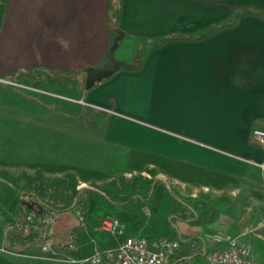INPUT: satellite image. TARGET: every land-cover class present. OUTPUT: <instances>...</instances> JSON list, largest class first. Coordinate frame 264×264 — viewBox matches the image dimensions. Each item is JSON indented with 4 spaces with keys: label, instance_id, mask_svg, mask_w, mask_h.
<instances>
[{
    "label": "crops",
    "instance_id": "1",
    "mask_svg": "<svg viewBox=\"0 0 264 264\" xmlns=\"http://www.w3.org/2000/svg\"><path fill=\"white\" fill-rule=\"evenodd\" d=\"M219 26L225 28L205 36ZM120 32L121 43L149 45L142 57L121 59L137 58L140 67L121 70L87 91L85 70L106 62ZM55 74L62 79L54 80ZM0 80L43 92L60 85L78 94L64 100L82 113L105 114L109 122L98 131L100 142L126 153L130 165L140 152L235 180L219 189L197 180L183 184L163 171L176 184L157 178L141 209L131 200L110 212L107 202L86 206L75 199L69 213L84 207L81 230L68 231L56 254L25 257L29 264H73L64 255L70 232L83 245L78 254L116 249L122 238L100 225L110 216L122 223L126 236L179 241L170 264H208L216 234L247 243L248 226L261 223L254 208H264V146L255 144L253 130L264 129V0H0ZM8 174L0 170V182L7 183ZM185 193L189 200L182 198ZM178 203L189 218L173 213ZM146 208L150 217L142 212ZM21 242L14 239L10 250Z\"/></svg>",
    "mask_w": 264,
    "mask_h": 264
},
{
    "label": "rangeland",
    "instance_id": "2",
    "mask_svg": "<svg viewBox=\"0 0 264 264\" xmlns=\"http://www.w3.org/2000/svg\"><path fill=\"white\" fill-rule=\"evenodd\" d=\"M148 46L138 40H126L121 43L116 57L130 60L138 54L142 57L148 51ZM77 77L79 78V75ZM63 78L66 84H71L73 88L76 86L75 81L68 77ZM57 79L61 80L62 77L55 74L54 80ZM33 82L36 84V80ZM33 82L31 83L34 84ZM30 88H21L10 81L0 82V170L9 173L10 180H6L12 184L0 182V189L5 188L0 194V256L11 264H29L25 257L49 255L44 254L40 246L26 248L30 239L28 228L23 237H15V241L22 240L21 244L17 243L19 248L15 247L11 252V255L17 254L16 256L2 251H11L8 232H19L22 228L16 226V223L21 221L23 216L20 218L14 214L12 208L15 204L22 203L21 197L24 194L45 197L51 190L57 191L56 198L64 204V211L51 237L56 247L62 248L66 244L68 231L74 228L81 230L82 223L78 217L72 212L69 213V207L75 199L79 198L86 206L90 202L94 206L96 202L104 201L107 202V210L114 212L119 203L125 202L131 196L135 197L131 203L135 202L136 205V198L150 197L146 192L147 186H144L145 179L155 182L157 178H162L171 186L176 184L156 166L146 165L142 171L132 170L126 153L103 146L100 142L103 141V136L98 131L102 132L101 129L108 125V118L105 114L92 110L87 114L82 113L80 107L72 104L74 102L64 100L65 97L78 99V94L60 85L41 88L46 92ZM91 140L98 145L90 144ZM47 168L55 170L48 171ZM60 168L64 170L58 171ZM89 171L98 176L83 178V174L86 176ZM82 185L79 190L78 187ZM165 194L169 199H174V196ZM182 198L189 200L190 197L185 193ZM142 210L148 217L151 216L150 208ZM98 211H94L93 222H98ZM251 211L253 208L249 209V212ZM254 213L257 216L255 221L261 220V223L249 225L245 237L257 260L264 264V208H254ZM165 218H168V214H165ZM102 222L103 219L100 225ZM181 250H185L183 244Z\"/></svg>",
    "mask_w": 264,
    "mask_h": 264
},
{
    "label": "built area",
    "instance_id": "3",
    "mask_svg": "<svg viewBox=\"0 0 264 264\" xmlns=\"http://www.w3.org/2000/svg\"><path fill=\"white\" fill-rule=\"evenodd\" d=\"M0 82H2L0 80ZM255 144L264 146V129L253 130ZM83 187H78L81 190ZM56 190L43 197L37 194L22 195L23 204H34L35 209L27 213V228L32 242L42 244L44 254H56L57 247L52 237L46 238L48 226L64 211V204L56 198ZM67 196V195H66ZM67 198V197H66ZM74 213L84 225V207L80 204L74 208ZM24 219L16 226L22 227ZM101 229L112 236L121 237L122 241L116 249H107L94 252L86 257H74L83 248L79 235L73 234L67 243L64 254L73 264H170L172 258L180 248V242L168 238L149 239L147 237H129L122 223L116 218H106ZM214 249L207 254L208 264H261L257 260L253 248L241 241L239 237L227 233H218L214 236ZM11 254L12 251L2 250ZM72 255V256H70Z\"/></svg>",
    "mask_w": 264,
    "mask_h": 264
},
{
    "label": "trees",
    "instance_id": "4",
    "mask_svg": "<svg viewBox=\"0 0 264 264\" xmlns=\"http://www.w3.org/2000/svg\"><path fill=\"white\" fill-rule=\"evenodd\" d=\"M226 26L228 27L229 25H226ZM223 28H225V26L216 27L215 29H213L209 33H207L205 36H209V35L217 32ZM135 154H136L135 158L132 160L131 166H130L132 170L142 171L146 165H153V166L158 167L162 171H165V173L170 175L171 177L179 179L183 182L195 184V182L197 180L198 183H204L207 185H212V186L219 188V189L224 187L225 185H228L230 183L235 182V180L233 178L226 176L224 174H220L218 172L208 171L205 169L204 170L198 169V168H195V166H193V165L184 164V163L177 162V161H171V160L162 158V157L157 156V155H148V154H144V153H140V152L135 153ZM47 170L53 171L55 169H53V168L48 169L47 168ZM63 170H64V168H60L58 171L62 172ZM92 176L96 177L98 175H96L94 172H91V171H89V174L86 176L83 174V178H86V179H88L89 177H92ZM144 186H147L146 192L149 195H151L152 188L154 186V182L153 181H147L145 179V185ZM138 191H141V190H138ZM148 198L149 197H147V198L139 197L137 199L138 209H141L146 205V203L148 202ZM132 199H134V196H131L130 198H128V200L126 199V202L131 201ZM12 212L14 214H17L20 218H22V213L25 212L27 214L28 212H30V209L22 203H17L12 208ZM187 212H188L187 208L183 204L178 203V207L173 213L175 215L185 219V218H189V216L187 215ZM26 233H27V229H26ZM70 233L72 236V232H70ZM29 235H30V233H29ZM193 243H195V240L193 241ZM30 244H34L32 242L31 236H30L29 243L27 244V247ZM91 254H92V252L89 251L88 253H85V254H78L77 257L82 258V257L89 256ZM0 264H11V263H9L7 260H4L0 256Z\"/></svg>",
    "mask_w": 264,
    "mask_h": 264
},
{
    "label": "water",
    "instance_id": "5",
    "mask_svg": "<svg viewBox=\"0 0 264 264\" xmlns=\"http://www.w3.org/2000/svg\"><path fill=\"white\" fill-rule=\"evenodd\" d=\"M125 34L123 32H120L114 39H113V44L109 48L106 54V62L98 67H89L85 70L86 73V84L85 88L87 91H90L95 87L96 84H100L103 81L110 79L113 77L116 73H118L121 70H133L137 69L141 65V61L138 60L137 58L134 59L132 62H128L126 60H121L116 57V52L120 47L121 41L124 39ZM26 206L30 210L35 209L34 204H26ZM23 216V225L22 228L19 232L10 230L8 232V239H9V244L10 248H14V237H23L26 229H27V214L24 212L22 213ZM60 221L59 218H57L54 222H52L46 232V238H49L53 235L54 233V228L56 224ZM34 245V244H32ZM42 244H37V246H41Z\"/></svg>",
    "mask_w": 264,
    "mask_h": 264
}]
</instances>
